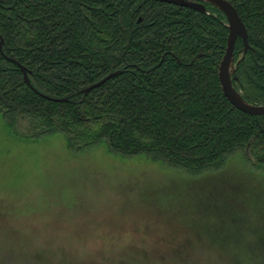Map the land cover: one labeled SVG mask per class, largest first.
Listing matches in <instances>:
<instances>
[{"label":"trees","instance_id":"obj_1","mask_svg":"<svg viewBox=\"0 0 264 264\" xmlns=\"http://www.w3.org/2000/svg\"><path fill=\"white\" fill-rule=\"evenodd\" d=\"M227 1L249 43L243 52L242 40L235 41L232 83L247 102L264 105V0ZM206 7L202 13L155 0H0L5 125L26 139L61 134L73 153L103 143L111 153L144 155L192 177L224 171L237 153L246 169H264V115L241 111L223 93L218 65L227 20Z\"/></svg>","mask_w":264,"mask_h":264},{"label":"rangeland","instance_id":"obj_2","mask_svg":"<svg viewBox=\"0 0 264 264\" xmlns=\"http://www.w3.org/2000/svg\"><path fill=\"white\" fill-rule=\"evenodd\" d=\"M226 164L192 177L103 143L73 153L0 116V264H264V169Z\"/></svg>","mask_w":264,"mask_h":264},{"label":"water","instance_id":"obj_3","mask_svg":"<svg viewBox=\"0 0 264 264\" xmlns=\"http://www.w3.org/2000/svg\"><path fill=\"white\" fill-rule=\"evenodd\" d=\"M160 2H166L169 4H174L177 6L188 7L194 9L198 12L207 13L206 3L211 4L212 6L217 7L223 12L226 17L228 27V36L227 44L224 55L222 56L219 65H218V79L221 86V89L229 101L241 111L251 114V115H264V105H255L247 102L241 94L235 89L232 81L236 79L234 76V58L233 50L234 44L237 38L242 40L243 52L249 49L248 43V33L244 23L241 20V17L238 15L236 8L227 0H155ZM3 40L0 39V48L2 47ZM20 67L24 81L30 85L28 72L26 68L18 63ZM122 73V70H117L110 72L105 75L100 80L90 84L89 86L83 89V92L86 94L90 90L100 86L105 81L110 78ZM44 97L52 99L54 101H65L66 98H52L49 96Z\"/></svg>","mask_w":264,"mask_h":264}]
</instances>
